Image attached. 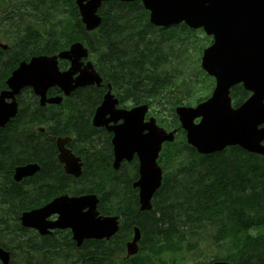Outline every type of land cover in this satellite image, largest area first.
<instances>
[{
  "label": "trees",
  "instance_id": "trees-1",
  "mask_svg": "<svg viewBox=\"0 0 264 264\" xmlns=\"http://www.w3.org/2000/svg\"><path fill=\"white\" fill-rule=\"evenodd\" d=\"M12 12L15 16L12 19L18 20V26L12 34L15 39L11 38L15 44L14 57L11 65H5L6 71L32 56L57 54L81 42L91 51L97 71L111 83L117 95H123L125 102L132 95H139L134 98L136 104L157 103L160 107L169 104L173 108L202 100L189 95L188 89L185 95L186 83L200 78L199 70L196 68L184 77L185 71L180 64L173 62V58L176 62L181 58L178 52L186 41L197 51L191 40L196 31L184 26L169 30L153 27L140 2L104 4L100 10L103 24L92 33L84 30L74 0H13ZM3 73L0 72V90L7 76ZM74 95H93L88 97L90 104L83 103L93 110L102 91L82 89ZM28 106H20L17 118L5 131H0V173L5 176L11 172L15 161L8 162L6 150L8 157L14 156L30 142L26 147L35 157L36 151H42V156L53 148L51 143L34 141L35 136L42 137L37 127L46 125L47 139H51L50 135L53 138L73 135L75 141L80 139L71 122L68 127L56 128L55 124L26 119L28 116L23 109ZM27 136L31 137L27 139ZM183 147L188 148L189 155L183 148L169 145L161 156L163 181L152 200V210L148 212L139 210L137 191L132 188L137 179L136 164L125 165L120 172L123 178H120V173L111 168V155L99 162L98 158L86 156L83 150L75 147V154L84 159L85 169L83 178L71 187L94 189L93 194L99 198L100 215L119 217L118 233L109 241L85 243L77 257L57 258L58 250L79 252L71 247L70 234L57 231L51 236L39 237L22 228L19 217L61 194L25 196L12 187L0 194V245L17 253L27 251V264H125L127 261L121 258L124 246L131 240L133 228L137 227L141 234L140 252L130 259L131 264H177L184 251L205 252L210 245L215 246L219 254L214 255L212 261L203 262L195 254L193 264L214 261L264 264V160L252 155L240 159V153L233 148L199 157L193 149ZM53 159L55 154L43 162V169L45 164L52 169ZM35 185L30 187L33 191ZM98 189L103 192H94ZM83 194L73 192L70 195Z\"/></svg>",
  "mask_w": 264,
  "mask_h": 264
},
{
  "label": "water",
  "instance_id": "water-1",
  "mask_svg": "<svg viewBox=\"0 0 264 264\" xmlns=\"http://www.w3.org/2000/svg\"><path fill=\"white\" fill-rule=\"evenodd\" d=\"M110 0H76L82 24L93 31L101 24L98 10L103 2ZM133 2L137 0H118ZM150 12L151 24L169 27L184 23L190 29H203L213 36V45L204 51L202 69L217 81L212 97L193 108H178L176 113L181 127L186 131L187 142L199 154L207 155L222 151L225 147L239 145L249 152L264 155L260 146L262 133L254 129L264 122V0H141ZM57 58L70 62L66 72H59ZM87 51L81 44H74L58 57H38L29 64H21L7 81L10 93L0 95V127H4L16 114V104H5L24 87H32L35 94L45 103L48 88L57 86L65 95L86 86H99L101 79L91 63L84 65ZM74 76H76L74 78ZM237 83L254 95L237 111H231L228 90ZM110 92L94 118L95 126H103V117L112 113ZM59 104L60 99L48 100ZM147 107L142 106L129 112H116L115 120L122 119V126L114 129V168L123 160L131 161L136 155L139 162V179L133 184L139 190L140 210H150V200L161 184V170L156 160L164 142L173 141V133L166 134L155 126L154 120L143 123ZM201 118L198 125L194 120ZM252 128H248V127ZM255 131V132H254ZM64 141H58L59 160L66 163V173L80 175L79 159L63 150ZM38 170L27 166L17 171L19 180ZM95 196L79 198L60 197L46 206L22 214L23 227L46 235L49 230H71L73 240L80 246L85 239H109L118 230L116 218L100 217L96 211ZM87 209L86 212L84 210ZM57 215L55 222L47 219ZM127 244V253L137 252L140 234ZM6 254L0 250V259ZM7 261V260H6Z\"/></svg>",
  "mask_w": 264,
  "mask_h": 264
},
{
  "label": "flooded vegetation",
  "instance_id": "flooded-vegetation-1",
  "mask_svg": "<svg viewBox=\"0 0 264 264\" xmlns=\"http://www.w3.org/2000/svg\"><path fill=\"white\" fill-rule=\"evenodd\" d=\"M67 66V65H66ZM27 92H21L16 98L18 107L19 106H26L29 105L26 110L23 109V113L28 116V120L32 121H42L46 124H55L56 128L59 127H68L69 122L73 124L74 130L78 133V136L80 137L79 140L75 141V138L73 135H64L63 137H70V141L65 144L64 148L73 154H75L74 148L77 147L84 151V149L89 148V153L94 158H102V156H106L108 151V139L111 138L112 135L107 133L104 128H101V131L104 132L103 136L100 140H97V138H94V141L92 140H84V136H87V129H89V123L92 125V119L95 114V110H92L90 108L86 109V107L82 108L79 111L78 116H70V113L76 112L78 110H75V107L78 105V96L87 97L86 100L79 102V104H83L84 102H89L88 97L93 95H71L68 98H63L62 104H66V108L55 106V105H49L46 104L45 106L41 107L39 105V98L35 96L34 94H29V96H26ZM229 95L231 99V107L233 110H237L240 108L243 103L248 100L254 93L248 89H245L243 83H237L229 88ZM63 96L62 93L60 94V91L57 89L48 91L47 92V98L50 97H58ZM99 99L95 102V105L97 106L99 104ZM63 104V105H64ZM34 105V106H33ZM36 105L38 107H36ZM20 108V107H19ZM96 109V108H95ZM28 122V121H26ZM37 132L42 135V137L38 138L35 136L34 141L41 143H51L53 145V148L50 149L49 152L44 153V155L41 156L40 151H36V156L33 157L32 152H29L26 145L30 142H26L24 150L17 153V155L8 157L9 151L6 150L5 156L9 160L15 159L14 163L11 165V172L5 176V174H0V194L7 192L9 188L15 187V189H19L20 192L23 195L27 194H38V195H57V194H67L70 195L73 192L75 193H85V194H93L92 191H86L84 189L76 190L72 188V185H76V180L72 177L68 176L64 172V167L61 165L58 161V145L56 144V140L58 137H54L50 135L48 138L53 139V142L51 139H47L46 137V125L43 127H37ZM70 132H74L70 130ZM28 137L31 136H27ZM10 138V137H9ZM8 138V140H9ZM48 140L50 142H48ZM25 141V140H24ZM75 141V142H74ZM102 141H104V146L102 144ZM33 142V141H32ZM31 153V154H30ZM38 153V156H37ZM55 154V160L53 159L51 165L52 169H50L47 164H45V168L43 169L42 165L43 162L51 158V155L54 156ZM30 164H36L39 167V171L30 177H24L19 182H15L13 177L15 170L19 167H24ZM56 170V171H55ZM62 173L61 175H58L59 173ZM91 176V173L89 174ZM35 185L34 191L32 188H30L32 185ZM39 185V186H38ZM32 189V190H30ZM94 192H97V194H101L103 192L102 189L95 190ZM7 239H10L7 238ZM64 248L66 246H63ZM81 253V252H79ZM22 260L17 261L14 256H10L9 264H27L26 258H27V252L23 251L18 254ZM1 264V262H0Z\"/></svg>",
  "mask_w": 264,
  "mask_h": 264
},
{
  "label": "rangeland",
  "instance_id": "rangeland-1",
  "mask_svg": "<svg viewBox=\"0 0 264 264\" xmlns=\"http://www.w3.org/2000/svg\"><path fill=\"white\" fill-rule=\"evenodd\" d=\"M202 36L201 35L200 36L197 35L198 39L200 37L202 38ZM203 45H204V43L201 41V43H199V46L202 47ZM178 54H181V58L177 62H176V59L173 58V62L180 64L182 70L185 71L184 72L185 73L184 77H186L188 74L191 75V73L195 71L196 66L198 65V63H197L198 58H197V55H196L195 51L192 50L189 45H184V48L181 49V51L178 52ZM177 75H179V74L177 73ZM179 76H182V75H179ZM185 88L186 89L193 88V90H191V92H197L198 91V86L194 85V81L193 82L188 81L186 83V87ZM207 91H208L207 88L203 89L204 93H206ZM202 95H204V94H202ZM196 96L199 97V91H198V95H196ZM155 111H158V109L155 108ZM165 118H166V123L167 124H172V120L168 117L167 114L165 115ZM204 237L207 238V234H205ZM204 246H205V244H204ZM217 252L218 251L213 246H208V248H207V250L205 252L202 251L200 253L196 252V251H193V252L184 251L178 257V263L177 264H181V263L182 264H193V258H194L193 256H196L195 254L199 255L198 256L199 261L203 262L204 260H208L214 253H217Z\"/></svg>",
  "mask_w": 264,
  "mask_h": 264
}]
</instances>
